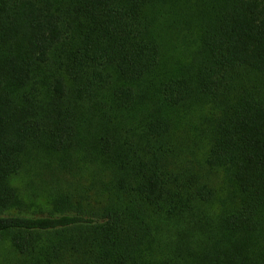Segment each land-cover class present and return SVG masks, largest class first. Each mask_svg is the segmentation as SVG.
<instances>
[{"label": "trees", "instance_id": "1", "mask_svg": "<svg viewBox=\"0 0 264 264\" xmlns=\"http://www.w3.org/2000/svg\"><path fill=\"white\" fill-rule=\"evenodd\" d=\"M0 261L264 264V0H0Z\"/></svg>", "mask_w": 264, "mask_h": 264}, {"label": "rangeland", "instance_id": "2", "mask_svg": "<svg viewBox=\"0 0 264 264\" xmlns=\"http://www.w3.org/2000/svg\"><path fill=\"white\" fill-rule=\"evenodd\" d=\"M195 39V34L189 31L182 32L180 35L173 34L167 44V48L170 46L171 52L165 56V68L162 70L160 80H165V78L173 75L175 70L181 69L180 67L189 66L197 49ZM60 182L64 183L60 173L49 168L42 158L29 162L15 179V184L22 192L26 208L32 207V210L47 208L51 194L57 189L60 190ZM4 256L17 259L15 252L9 250L4 251Z\"/></svg>", "mask_w": 264, "mask_h": 264}]
</instances>
